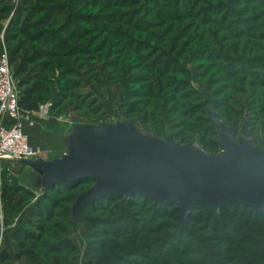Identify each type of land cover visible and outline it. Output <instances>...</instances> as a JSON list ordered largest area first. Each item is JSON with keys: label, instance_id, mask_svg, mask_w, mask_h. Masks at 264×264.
I'll list each match as a JSON object with an SVG mask.
<instances>
[{"label": "rangeland", "instance_id": "rangeland-1", "mask_svg": "<svg viewBox=\"0 0 264 264\" xmlns=\"http://www.w3.org/2000/svg\"><path fill=\"white\" fill-rule=\"evenodd\" d=\"M111 2L116 7L109 11V0H0V53L6 49L12 56L20 101L49 113L26 133L40 152L37 158L65 153L68 137L96 146L126 131L201 145V137H213L209 129L216 133L207 115L211 106L234 128L236 141L246 129L250 143L264 148V0ZM113 11L144 28L118 29L120 36L95 32L72 42L80 52L65 66L50 65L51 48L40 37L89 33ZM40 176L0 161V264H83L88 258L145 264L149 246L163 247L143 224L152 213L131 209L138 221L134 231L121 224L113 207L92 205L99 200L73 213L77 197L92 184L60 196L34 189ZM155 222L153 227L169 224L172 235L190 229L194 237L171 240L173 249L183 261L203 259L192 247L197 235L211 230L183 224V217Z\"/></svg>", "mask_w": 264, "mask_h": 264}, {"label": "water", "instance_id": "water-1", "mask_svg": "<svg viewBox=\"0 0 264 264\" xmlns=\"http://www.w3.org/2000/svg\"><path fill=\"white\" fill-rule=\"evenodd\" d=\"M207 115L218 135L220 153H210L198 143L180 145L126 131L118 140L108 138L96 146L68 137L69 149L52 159L1 157L41 175L34 188L40 192L90 182L92 186L77 197L73 213L109 196L127 200L138 196L160 207L177 205L183 224L201 205L218 215L221 208L233 212L238 207L264 213V148L250 143L246 129L236 141L234 128L225 124L214 106Z\"/></svg>", "mask_w": 264, "mask_h": 264}, {"label": "trees", "instance_id": "trees-1", "mask_svg": "<svg viewBox=\"0 0 264 264\" xmlns=\"http://www.w3.org/2000/svg\"><path fill=\"white\" fill-rule=\"evenodd\" d=\"M115 7L116 5H113L111 0H109L108 5L104 6L109 11L114 10ZM175 15L180 17L178 13ZM125 17L117 11H113L112 15L105 19L107 22H102L97 19L96 25L93 26V29L89 33L81 30L80 32H75L73 35H68L66 39H61L56 35L50 38L40 37L51 48L50 57L54 61L50 65L65 66V59H70L80 52V47L77 45L73 46L72 42L77 43V41L85 39L88 35L95 32H99L100 35H103L105 32H110L114 36H120V33L117 31L118 29L132 31L138 28H144L140 21L135 23L134 18L125 19ZM32 28L37 29L36 27ZM24 34L28 37L30 36L27 31ZM8 54L12 67V56L9 52ZM20 105L24 109L34 110L32 107H24L21 101ZM28 129L30 127L25 128V133H27ZM208 131L206 134L213 137L209 139L207 135L201 137V145L208 152L218 151L219 147L216 141V133L212 128ZM82 184L91 183L83 181L68 186H55L50 192L65 196L78 190ZM72 198V196H69L64 201L70 202ZM95 204H103L108 208L113 207L115 213L118 214L117 216L121 224L127 229L130 228L131 231H134L138 227V221H136L134 214L131 213V209L133 211L145 210L153 214V217L145 219L143 224L149 234L160 236L163 247L156 250L153 246H149L148 252H143L144 256L149 259V262L145 264H170V262L174 264H264V213H250L247 208L242 209L238 207L233 212L221 208L218 215L215 211L211 210L210 206H195L193 213L187 221L193 225L200 224L204 227V229H201L202 231L211 230L212 233L211 235H197L195 245L192 248L203 259L188 262L187 260L183 261L182 254L173 249L171 240H180L183 236L194 237V233L188 228L181 227L176 234L172 235L169 232V224H160L153 227L157 218L165 217L180 222L182 210L177 205L160 207L138 196H133L129 200L124 197L109 196L96 201L92 205ZM166 259H169V261L166 262ZM83 264H96V262L88 258L85 259ZM115 264L128 263L116 262Z\"/></svg>", "mask_w": 264, "mask_h": 264}, {"label": "built area", "instance_id": "built-area-1", "mask_svg": "<svg viewBox=\"0 0 264 264\" xmlns=\"http://www.w3.org/2000/svg\"><path fill=\"white\" fill-rule=\"evenodd\" d=\"M46 107L36 110L23 109L16 90L9 54L6 49L0 53V161L1 156L32 160L39 151L31 146L26 127H33L36 120H48Z\"/></svg>", "mask_w": 264, "mask_h": 264}, {"label": "crops", "instance_id": "crops-1", "mask_svg": "<svg viewBox=\"0 0 264 264\" xmlns=\"http://www.w3.org/2000/svg\"><path fill=\"white\" fill-rule=\"evenodd\" d=\"M41 155H44L43 153H41ZM43 157V156H42Z\"/></svg>", "mask_w": 264, "mask_h": 264}]
</instances>
